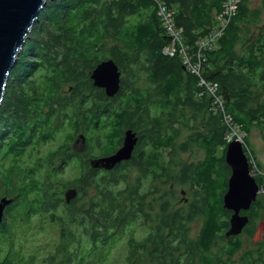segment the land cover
<instances>
[{"label":"trees","instance_id":"1","mask_svg":"<svg viewBox=\"0 0 264 264\" xmlns=\"http://www.w3.org/2000/svg\"><path fill=\"white\" fill-rule=\"evenodd\" d=\"M158 1L170 10L196 63L197 41L214 26L223 0H47L41 9L6 80L0 144L5 142L7 155L19 158L29 142L54 140L63 128L68 134L38 164L37 170L46 168L44 177L28 178L31 171L16 165L7 170L1 190L16 204L7 208L10 221L0 225V256L5 245L10 252L0 264H30L36 258L14 248L16 214L29 221L31 213L48 210L59 223V243L44 264H108L123 238V264H231L227 261L242 242L226 235L232 212L222 201L230 173L223 116L246 132L253 151L252 129L264 134V0L257 6L238 0L216 44L201 52V77L227 95L222 110L212 104L200 76L182 67L180 54L164 51L168 40ZM108 58L123 73L110 98L92 84L89 72ZM139 70L146 84L138 80ZM65 86L68 94H62ZM131 128L137 135L131 157L109 171L90 169L69 149L70 137L82 129L90 134L88 151L110 153ZM183 130L187 135L178 142ZM191 148L201 149L203 157L196 162L177 157ZM72 159L76 177L68 180L81 183L82 193L66 205L58 192L66 181L58 176ZM18 172L20 182L13 183ZM131 172H136L132 180ZM255 179L264 189V177ZM169 182L191 189L186 208L176 204L172 186L162 188ZM263 210L260 199L252 202L245 213L246 235L253 234ZM196 220L198 231L190 235ZM139 230L143 234L137 238ZM250 253L243 264H264L261 255L256 260Z\"/></svg>","mask_w":264,"mask_h":264},{"label":"water","instance_id":"2","mask_svg":"<svg viewBox=\"0 0 264 264\" xmlns=\"http://www.w3.org/2000/svg\"><path fill=\"white\" fill-rule=\"evenodd\" d=\"M47 0H0V104L6 88V80L17 54L30 35L31 28ZM165 39H168L165 37ZM184 68V66H182ZM93 84L102 87L107 96H113L119 89L120 71L113 59H103L92 70ZM226 100L227 95L223 93ZM124 137L116 150L106 156L91 160L93 167L110 170L122 160L129 159L137 137L131 129L124 131ZM224 160L229 167L227 188L222 196L223 207L231 210L229 229L226 235H237L248 221L246 214L260 192L259 184L251 175L249 161L240 142L232 140L224 147ZM77 191L66 192L65 199L75 196ZM11 199L0 198V222L3 209Z\"/></svg>","mask_w":264,"mask_h":264},{"label":"rangeland","instance_id":"3","mask_svg":"<svg viewBox=\"0 0 264 264\" xmlns=\"http://www.w3.org/2000/svg\"><path fill=\"white\" fill-rule=\"evenodd\" d=\"M258 3L259 0H251V4L253 6H257ZM164 12L166 15L169 14L167 10ZM159 19H161L160 16ZM222 19L223 17H218L215 19V24L213 27L218 31V33L220 32V29L223 26ZM262 20H264V10L262 12ZM160 24L163 27L164 24L161 22V20H160ZM166 32L171 34L169 30H167ZM166 35L168 38V34ZM172 43H173L172 45L176 50L177 48H179L181 53L180 60L183 65L184 63L182 61V58L186 57L188 59L190 55L188 54L186 47L182 43L181 36L179 34H176V41H172ZM205 43L209 45V47L214 46L216 44L214 39H210L209 41L206 39ZM198 67L200 69V75H202L201 65L196 66L194 71H197ZM189 70H191V68H189ZM138 80L139 81L142 80L143 81L142 83L145 84L147 82L146 75L141 70L138 71ZM215 88H216L215 90L217 91V87ZM62 89L66 90L67 88L65 86ZM208 91L210 94L211 93L210 90ZM225 121H228V119H225ZM232 126L236 127L234 125ZM65 135H66L65 132L60 131L57 134L56 139L54 140H51L43 144L40 143L37 146L28 145L24 149L23 156L19 158L12 156L11 154L7 155L5 153V149H7V147L5 145V142H2L0 146H4L5 149L3 147H0V164H1L0 172L4 174L7 172L10 166H14V165L20 166L24 170H26L24 167H31L35 161H37L41 157L46 156L49 153V151L59 148V146L64 142ZM186 135H187V131L183 130L180 134V137L178 138V142L182 141ZM249 135H250L249 141L251 143V148L254 151L253 152L251 150L253 153L252 156L255 158L257 165L260 164L258 168H260L262 173L259 174V177L263 178L264 177V134L258 127H255L252 129ZM177 157L183 161L196 162L198 159H201L203 157V151L198 148H191L188 151L178 153ZM75 170H76L75 164H70L65 168L63 175H59L58 177L63 178L64 180L67 178H72L75 174ZM45 173H46V168H42L39 171V173H37L36 177H40V176L44 177ZM135 175L136 172H131V180L136 177ZM12 178H13L12 180L13 183H16L18 181L17 173L12 175ZM171 186L173 188L174 197L177 198L176 204L178 206L186 208L187 205H185V202L183 201L191 200L193 194L189 186L186 184H179L178 182H169L166 183V185H162V188L170 189ZM260 187H261L260 188L261 191L259 192L260 194L257 195H258V199L261 200L262 207L264 209V192L262 191L263 186ZM15 192H17V190H15ZM0 193H2L1 183H0ZM56 212L57 214L61 213V209H59ZM199 224L200 222L198 220L194 221L191 224L190 235H195L197 233ZM142 234L143 231L139 230V232L136 234L137 238H140ZM238 234L242 242L241 244L242 247L237 252H235L233 256H231L233 262H236L239 258L243 257L244 254H247L248 251H251L250 254L256 256L255 251L259 250L260 248L259 246H264V210L260 213V218L256 220L255 231H253V234L251 236L246 235L242 231ZM11 237H13L12 239H13L14 248L21 249L22 251L21 253L23 257L27 258L29 256L36 255V258H31L30 264H44L45 259L49 256L50 253H53L55 247H57V244L59 243V223L57 221L50 219V213H47L46 215L45 214L34 215L31 216L29 221H23L22 219L18 221L16 228L13 230ZM222 244L223 243L220 242L218 244V247L219 246L221 247ZM125 251H126V241L125 238H123L121 239L117 247L112 250L108 264H123ZM1 256H3V254Z\"/></svg>","mask_w":264,"mask_h":264},{"label":"flooded vegetation","instance_id":"4","mask_svg":"<svg viewBox=\"0 0 264 264\" xmlns=\"http://www.w3.org/2000/svg\"><path fill=\"white\" fill-rule=\"evenodd\" d=\"M119 71H120V80H121V78H123V73H122V71L120 70V68H119ZM120 80H119V85H120ZM92 84H93V81H92ZM94 85V84H93ZM95 86V85H94ZM96 87H98V86H96ZM99 88H101L103 91H104V93H105V90H104V88H102V87H99ZM69 93V91H68V89H66V90H64V89H62V94H68ZM105 95H106V93H105ZM107 96V95H106ZM109 98L110 97H112V96H108ZM127 128H129V127H127ZM131 130L133 131V129L131 128ZM60 131H63V132H65L66 133V135L68 134V131H67V129L66 128H63V129H60ZM124 132V131H123ZM133 132H135V131H133ZM66 135H65V137H66ZM122 135H123V133H122ZM135 135H136V132H135ZM88 137H89V135H87V133L84 131V130H82V129H79V130H77V131H75L74 133H73V135L70 137V142H69V149L72 151V153H75V154H80V155H82V159L87 163V165L89 166V168L90 169H97L100 173L101 172H106V171H109V170H106V169H103V168H99V167H93L92 166V164H91V160L92 159H94V158H98V157H101V156H106V155H109V154H111V153H113L114 151H111L110 153H106V154H102L98 149H96L95 151H93V152H90V151H88ZM136 137H137V135H136ZM56 139V138H55ZM64 140H65V138H64ZM49 141V140H48ZM47 141H44V140H42V141H40V143H46ZM122 142V141H121ZM63 144V143H62ZM121 144V143H120ZM28 145H32V146H37V145H39V144H35V143H33V142H29V143H27L26 145H25V147H24V149L28 146ZM119 146V145H118ZM117 146V147H118ZM0 147H3L4 149H5V147L4 146H0ZM116 147V148H117ZM53 150H51V151H49V153L46 155V156H44V157H41L40 159H38L37 161H35L34 163H33V165L31 166V167H24L26 170H30L31 171V173L29 174V177L28 178H31V176H37V173H39V171L40 170H37V167H38V164H40L42 161H46L48 158H49V155H50V153L52 152ZM5 152H6V149H5ZM9 154H11L12 155V153H9ZM8 154V155H9ZM23 154H24V151H23V153H22V155L21 156H19V157H22L23 156ZM15 157H18L17 155H14ZM75 157H77V156H75ZM79 161V160H78ZM76 162H75V160L74 159H72V160H70L65 166H64V168H66L68 165H70V164H75ZM80 163V162H79ZM61 164H63V163H61ZM77 165V163L75 164V166ZM0 166H1V164H0ZM80 166V165H79ZM77 167V166H76ZM9 168H12V166H10ZM8 168V169H9ZM17 168H19V169H22V167H20V166H17ZM111 170V169H110ZM21 173L22 172H18V174H17V176H21ZM0 183H1V188H2V186H3V179H4V177L5 176H7V172L6 173H4V174H2L1 172H0ZM75 177H76V172H75ZM40 178H41V176H40ZM73 178V177H72ZM72 178H67V179H65V183L64 184H62V186L60 187L59 186V190H58V192H59V194H60V198H59V202H61V203H63V204H66V205H68L71 201H73V199H75L78 195H80L82 192H80V187H81V183H79V184H76V183H73V181H70V180H68V179H72ZM63 181H64V179L63 178H61ZM18 181L20 182V180H19V177H18ZM17 181V182H18ZM71 189H75L76 191H77V193H76V195L75 196H73V197H71L69 200H66L65 199V195H66V192L68 191V193L70 192V190ZM260 194V193H259ZM258 194V195H259ZM258 195H257V198H258ZM2 197H5V198H7V199H11L6 205H5V207H4V209H3V216H2V221L0 222V225L2 224V222L3 221H5V222H9L10 220H9V217H8V210H7V208L9 207V206H14V204H16V200H15V198L13 197V196H9V195H6V194H4L3 192L2 193H0V198H2ZM61 199V200H60ZM28 200L30 201V202H32V201H34V198H33V195L32 194H30V195H28ZM180 201H183V200H180ZM183 202H185V205L189 202V200H184ZM183 204V203H182ZM250 209V208H249ZM248 209V210H249ZM247 210V211H248ZM20 211V210H19ZM48 212H50L49 210L48 211H46L44 214L46 215ZM43 213V212H42ZM245 213H247L246 211H241V214H245ZM33 216L34 215H38L39 214V211L38 212H34V213H31ZM16 216H17V222L18 221H20L21 220V214H20V212H18V214H16ZM17 222H16V224L14 225V228H13V230L16 228V225H17ZM20 226V225H19ZM244 230H242V232H243ZM236 237H238V238H240V236H239V234H237L236 235ZM242 244V243H241ZM239 245V247H238V249L235 251V252H237L241 247H242V245ZM223 245V244H222ZM227 246V245H226ZM260 248H259V250L258 251H255V255L256 256H254L255 258H256V260H258V257H259V255H261V259L262 260H264V246H259ZM8 246L7 245H5V248H3L2 249V254H3V256H0V261H2L6 256H7V254H9L10 252H8ZM234 252V253H235ZM248 252H250V251H248ZM233 253V254H234ZM1 254V255H2ZM233 256V255H232ZM244 257V256H243ZM243 257H241V258H239L236 262H233L232 261V259H231V257H230V261H227V262H231V264H243ZM260 258V257H259Z\"/></svg>","mask_w":264,"mask_h":264},{"label":"built area","instance_id":"5","mask_svg":"<svg viewBox=\"0 0 264 264\" xmlns=\"http://www.w3.org/2000/svg\"><path fill=\"white\" fill-rule=\"evenodd\" d=\"M229 1L233 2L235 5L238 0H229ZM234 5H232L233 7L231 8L230 13L226 12L225 15H223V14L217 15V18L223 17V19H222L223 20V26L225 25V22L228 20L230 15L233 14L234 9H235ZM222 27L220 29V32L217 33L216 35L213 36V29H214L213 28L211 31L212 34H206L204 37H202L200 40L197 41V46H196L197 49H196V52H194V54H196V57H197L195 60L196 63L192 62L191 57H189L188 59L186 57L182 58L184 65H186L187 67H191V69H192L191 72H195V73L200 75L199 67H198L197 71H194V70H195L196 66L200 65V60L202 57L201 52H202V50L205 49V48L202 49V47L209 46L205 43V40L207 39L209 41L210 39H214V41H215L216 38L220 35V33L222 31ZM173 36L175 37V40H173L172 37H169L168 43L164 46V51L170 55H174L176 53L181 54L179 48H177V50H176L174 48V46L172 45L173 44L172 41H176V35H173ZM200 78H201V80H199L200 84H203V79L205 80V78H202L201 75H200ZM204 86L206 87V89L210 90V92H211L208 95H209L210 99L212 100V104L215 106L216 109L220 108L222 110V108H223L222 105H223L224 100H223L222 95L219 94V92L215 90L216 89L215 87H217L216 83H214V82L206 83L205 82ZM212 95L217 96V98L212 97ZM223 119H224V121H225V119H228V121H225L226 129H225V133L223 136L225 143H228L234 139H238L242 143L243 149H244L245 154L248 158L249 166H250V172H252L254 176H259V174H261L262 171L260 170V168H258L257 162H256L255 158L252 156L253 153H252L249 145L247 144V142L245 140L246 134L240 129V127L231 119V116H229L228 114H224ZM232 125H234L236 127H233ZM234 129H236L240 133V135L238 133H236L234 131ZM262 191H263V189H262Z\"/></svg>","mask_w":264,"mask_h":264},{"label":"bare ground","instance_id":"6","mask_svg":"<svg viewBox=\"0 0 264 264\" xmlns=\"http://www.w3.org/2000/svg\"><path fill=\"white\" fill-rule=\"evenodd\" d=\"M158 15L160 16V20H161V22L164 24L163 25V29H164V31H165V33L166 34H168V38L169 37H172V39L173 40H175V37L173 36V35H176V34H179L180 36H181V29H179V28H177L176 26H175V24H174V20H173V17H172V14H171V12H170V10H168L167 8H165V6H164V4L162 3V2H160V1H158ZM223 4H224V7H223V9H222V11L220 12V13H218V14H223V15H225V13L226 12H229L230 13V10H231V8L233 7L232 5H234V3L233 2H229V0H223ZM162 8V9H161ZM168 11L169 12V14L168 15H166L165 14V12L164 11ZM217 14V15H218ZM217 18V17H216ZM170 22H171V25H170ZM214 27L213 26H211L210 28H209V30H208V33L207 34H212L211 33V31H212V29H213ZM167 30H169L170 32H171V34L170 33H167L166 31ZM218 33V31L216 30V29H213V36L214 35H216ZM181 38H182V36H181ZM183 39V38H182ZM206 47H209V46H204V47H202V49L203 48H206ZM188 70H189V68H191V67H187L186 65H184ZM192 70V69H191ZM191 70H189V71H191ZM209 83V82H211V81H209V80H207V79H203V85H204V83ZM219 92V91H218ZM219 94H221V93H219ZM212 97H214V98H217V96H215V95H212ZM242 130V129H241ZM234 131L236 132V133H238L239 135H240V133L236 130V129H234ZM243 131V130H242ZM245 134H246V132L245 131H243ZM123 137H124V134H123ZM234 140H236V141H238V142H240L238 139H234ZM241 143V142H240ZM241 145H242V143H241ZM251 175H253V173L251 172ZM254 176V175H253ZM260 191H261V189H259Z\"/></svg>","mask_w":264,"mask_h":264},{"label":"clouds","instance_id":"7","mask_svg":"<svg viewBox=\"0 0 264 264\" xmlns=\"http://www.w3.org/2000/svg\"><path fill=\"white\" fill-rule=\"evenodd\" d=\"M168 40V39H167ZM222 95V94H221ZM222 97H223V95H222ZM224 100V99H223ZM227 143H225V145H226ZM250 167V166H249ZM253 176V175H252ZM254 177H258V176H254ZM259 188H261L260 186H259Z\"/></svg>","mask_w":264,"mask_h":264},{"label":"crops","instance_id":"8","mask_svg":"<svg viewBox=\"0 0 264 264\" xmlns=\"http://www.w3.org/2000/svg\"><path fill=\"white\" fill-rule=\"evenodd\" d=\"M165 32V31H164Z\"/></svg>","mask_w":264,"mask_h":264}]
</instances>
